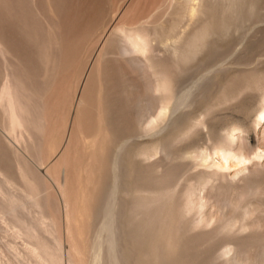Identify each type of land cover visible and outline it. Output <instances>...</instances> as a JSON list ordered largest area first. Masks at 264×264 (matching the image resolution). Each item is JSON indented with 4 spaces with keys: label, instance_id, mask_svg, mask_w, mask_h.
Returning <instances> with one entry per match:
<instances>
[{
    "label": "bare ground",
    "instance_id": "1",
    "mask_svg": "<svg viewBox=\"0 0 264 264\" xmlns=\"http://www.w3.org/2000/svg\"><path fill=\"white\" fill-rule=\"evenodd\" d=\"M139 4L149 9L166 4V18L153 25L137 19L127 26L125 14ZM120 6L110 29L103 21L100 29L97 23L87 31L86 26L78 28L65 44L47 101L34 106L30 95L40 91L32 80L47 69L49 55L33 42L37 32L22 0H0L1 127L22 137L25 150L34 149L61 201L25 156L13 151L10 158L3 152L0 136V220L22 240L21 247H13L9 264H264L258 249L264 217L250 219L247 204L251 198H264V168L238 180L218 173L247 169L264 159V146L250 139L259 128L264 142V63L239 62L244 49L264 40V16L258 17L264 0H125ZM11 21L13 32L8 31ZM244 22L253 24L234 51L178 94L190 64L210 54L218 41L230 39ZM8 33L18 42L6 39ZM111 43L144 81L143 97L133 102L125 87L117 95L103 74L101 63ZM77 48L89 54L79 57ZM17 49L25 54L14 53ZM248 89L258 94L245 120L213 134L205 148L191 153L169 148L203 124L191 117L194 106L225 102ZM135 107L145 116L140 131L121 136ZM62 130L66 139L51 158L61 137L49 145L48 137ZM185 158L190 161L185 176L174 182L179 160ZM212 206H224L223 213L213 218L207 212ZM225 208L230 210L225 213ZM231 230L248 231L237 235ZM221 235H226L227 246L210 254V244L217 239L221 243ZM218 259L222 261L216 263Z\"/></svg>",
    "mask_w": 264,
    "mask_h": 264
},
{
    "label": "rangeland",
    "instance_id": "2",
    "mask_svg": "<svg viewBox=\"0 0 264 264\" xmlns=\"http://www.w3.org/2000/svg\"><path fill=\"white\" fill-rule=\"evenodd\" d=\"M124 1L125 0H112V1L110 0H22V5L24 6V9L30 12V14L26 17L30 22L29 25L33 26L37 32V35L35 39H33V42L34 43L36 42V44H40L44 46L45 51L48 52L49 61H50L49 64L47 65L48 66L47 69L44 68L41 70V75L43 77L40 76L39 77L40 79L35 78L32 80L33 88H36L37 90L40 91V93L36 92L35 95H30L29 101L35 103L34 106H38V104L39 106H42L47 101L49 95L48 91L52 89L53 86L52 78L57 72L60 73V61L62 59V55H63L62 53L65 51L64 50L65 44L69 42L70 38L76 33L77 30H79L78 28H80V26H86L85 30L87 31V28H91V26L93 27L94 24L97 23L95 26L96 28L100 29L102 26L101 22L103 21L106 27L110 29L113 26V24L118 20V12H114V9H116V5L119 3L121 5L120 7H122ZM147 7L148 6L139 4L135 6L133 9L127 11L124 17L125 22H128L127 26H131L129 23L136 21L137 19L138 20L140 19V22L146 23L147 25H153L159 23L161 20L166 18L167 10H168L166 4L162 6H152L150 7V9L149 7L148 8ZM261 16H264V8H262L259 12L258 17ZM17 19L18 18L13 17L12 21H15ZM246 22H244L242 27H240L237 31L233 32L232 37L230 39L226 41H218V47L212 49L210 51V54L208 53L204 54L190 64L185 74V81H183L182 84L180 85L178 94L181 91H183L184 89L183 86L185 84L190 83L192 80H195L197 77H199L206 71L219 65V63L224 59V57H227L230 53L234 51V49L239 45L242 36L248 32L249 27L253 24L252 22L250 24L249 23L250 21L248 23ZM10 27L12 28L11 29L8 28V31L13 32L15 29L14 24L12 23V26ZM5 38L6 39L12 38L13 40H15V43L18 42L17 36L12 33L11 34L8 33L7 36L5 35ZM16 46L17 44H15V47ZM160 48L161 47H159V49ZM24 51L25 50L17 49V51H15L14 53L25 54ZM106 51H109L110 55L109 54L105 55L101 63V67H103V74H105L107 78L109 76L108 83L111 86H113V88H115L114 90L115 93L119 95V92H117V90L125 87L127 89V92L130 93L129 96L130 99H132L131 102L138 99V97L139 98L143 97L144 81L142 80L139 70L134 66H132L131 64H129L124 57L117 55L118 53L117 44L111 43L106 48ZM88 54H89L88 51L84 52L78 48L75 52V55H79V57L81 55L84 58ZM241 56L242 57L239 59V62L251 63L250 65H254L257 62L264 63V40L258 42L257 44H254L252 47L244 49V52L241 54ZM79 57L76 58L79 59ZM72 69L73 67L71 68V70H69V73H71ZM43 72L44 74H42ZM61 75L62 76L64 75L63 71L61 72ZM67 76L68 73L66 72L65 77ZM139 88L142 90H140ZM257 94L258 92L256 90L248 89L242 92L239 96L233 95L230 98V100L225 102L212 103L210 101V102H201L197 104L196 106L193 107V109H191L192 112L191 117L194 118L196 121L202 120L203 124L194 126L188 134L180 138V140H178L175 143V145L170 146L169 148L171 150L177 151L178 153H191L197 149H201L209 146L210 143L216 137V134L217 136H219L221 133L223 134L226 131L227 125L230 126L233 123L245 120V117L248 114L247 112L251 110V107L253 108V106L256 105L255 103L257 100L256 99ZM39 100H42V102H38ZM66 104L63 106L64 108L67 106ZM138 108L135 107V109H132L130 116H128L127 120L124 121V123L126 124H123L124 128L121 129L120 132L121 136L135 134L137 132L139 133L140 131L139 123L142 121L143 118H145V116H142V113L140 111L138 112L139 110ZM60 123L62 126L61 129H63V117L62 119L60 118ZM261 124L264 125V123ZM258 130L259 128L256 130L255 134L251 132L250 139L254 144L264 146V142L260 139V135H258ZM213 134H215L214 135L215 137H213ZM0 136L3 137L1 140H4V142L1 141V146H3L1 147V149L3 150V152L6 151L7 153L6 152L5 153L7 155L10 154L8 155L10 158L11 156H13L12 154L14 152L20 154L22 157L25 156L23 158L28 162V164H30L34 168L37 167L39 172L41 171L40 174L43 175L44 178L48 181V184L53 188L56 197L60 201L59 193L55 188L54 183H52L50 180L51 177L46 176L44 173L46 170V166L44 165L39 166V160L36 158V152L34 151V149L31 146H29L28 150H25V142L23 141V138L18 136L15 137L5 132L1 127V123H0ZM59 136L61 137V140L54 149V152L51 154V158L58 156V153L60 152L61 147L66 139V134L65 133L63 134V130H62L61 135H59L57 132H53L48 137L49 138L48 145H49L50 141L53 138L58 140ZM34 138L36 143V136H34ZM5 143L7 147L4 146ZM8 150L9 151L11 150V152H9ZM160 155L161 154H157L156 157H159ZM263 160L264 159L257 161L256 164L257 167L255 165H248L249 167L247 169L241 167H230L226 170L219 171L218 173L222 175L224 174V176H226L230 180L233 179L238 180L239 178H242L241 176L244 177L245 175H247L248 171H250L249 173H251L254 172L257 168H261V169L264 168ZM189 164L190 161L188 158L179 160L180 167L178 166L177 169L178 172L176 171L174 182L177 183L182 182V181L178 182L177 180L179 179L183 180V175L186 173ZM263 199H264L263 197L261 198L257 196L255 198H251L247 202L248 209L251 211L250 219L257 220V219H262L264 217ZM223 208L224 206L223 207L212 206L207 208V212L211 214L212 217L214 218V216L215 215L217 216L220 212H221L220 214L223 213L224 211ZM226 210H230V209L225 208V213L228 212ZM207 228H209V226ZM260 230L264 234V222ZM231 231L234 232L233 230ZM247 231L248 230L240 231V232L237 231L234 232V234L241 235L242 232L243 234H245V232L247 233ZM225 234L227 235L229 233L225 232ZM226 235L225 237L222 235H221L222 237L221 236L219 237L222 238L221 243L220 241H218L219 239H217V241L215 240L210 244L211 246L209 245L213 250L210 251L209 250L210 248L208 249L206 246V248L208 249L207 252L210 251L209 252L210 254L213 252L216 255V253H219V248H218L219 246L222 248L225 245L226 247L228 244L227 243L228 240H224V238L226 239ZM62 236H63L62 247H63V252H65L67 250L65 234L63 233ZM13 237L15 239H13ZM231 238L233 239V235ZM231 238L229 239V241L232 240ZM21 242L22 240L20 238H16L13 234H11L10 231L5 229V225L3 222L0 223V254H1L0 264H9V262H12V260H14L13 247H18L22 245L20 244ZM221 248H220V252L222 251V249H224ZM258 249L260 252L264 254V239L261 241V246ZM231 254L232 252L230 253V255ZM6 261L9 262L7 263ZM219 261H222V259L216 260V263H218ZM221 264H241V263L236 261H223L221 262Z\"/></svg>",
    "mask_w": 264,
    "mask_h": 264
}]
</instances>
